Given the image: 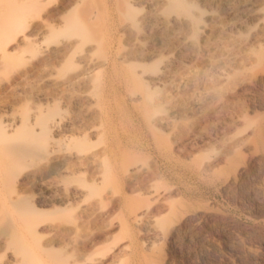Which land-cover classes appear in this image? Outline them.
<instances>
[{
	"label": "rangeland",
	"instance_id": "rangeland-1",
	"mask_svg": "<svg viewBox=\"0 0 264 264\" xmlns=\"http://www.w3.org/2000/svg\"><path fill=\"white\" fill-rule=\"evenodd\" d=\"M102 5L101 29L99 28L102 44L113 41L115 46H119L118 40L120 44L125 42V37H121L118 32L123 18L117 14L114 20L110 19L104 3H101ZM136 7L134 9L137 13L141 8L146 9L143 3ZM49 38L44 39L42 46L41 42L39 43L41 47L39 52L52 46L54 39ZM103 48H101L103 52L107 50L106 47ZM39 52L37 58L34 56L33 60L21 59L23 64L20 59L19 64L12 59L10 67L0 71V80L3 77L6 80L10 79L18 68L36 61L38 56H42L46 51H42L44 52L42 54ZM105 52L103 57L105 55L106 59L102 60L99 57L98 61L107 60L109 53L108 50ZM102 53L100 52L101 55ZM163 53L158 57L160 58V55L163 57ZM199 55L185 60L193 69L189 76L182 78L179 88L176 87L173 92H168L166 86L162 88V85H159V88L154 86L150 88L152 92L155 89L154 97L164 96L165 90L167 95H170V98L161 100L164 101L163 104L167 103L165 105L167 108L164 106L166 111L172 103L179 110L174 114L173 122L167 127L155 125L151 120L150 115L153 114L155 105L146 106L142 100L135 103L130 99L127 91L132 88L133 83L127 87L126 79L121 74V68L127 64H119L116 69L117 71L121 69L120 73L118 72L117 76L114 73L112 80L104 81L105 86H101L102 81L98 87V84L94 86V90L92 87V94L96 95L95 97L103 98L104 104L113 105V122L108 124L107 134L104 135L106 138L102 137L103 141L99 148L107 142L122 147L124 150L121 149L119 155L124 151L123 155L149 164L147 166L150 171L147 175L134 180L127 179L120 168L122 167L120 158L114 161L116 165L118 164L116 177L113 178L115 175L110 173L111 179L108 178L103 182L105 184L100 183L101 185L93 183L94 174L92 175L89 168L82 169L84 171L74 175L72 179L64 178L65 183L60 180L62 178L60 173H50L42 162H30L25 166V170L22 167L19 175L17 168L14 170L18 177L36 170V181L24 182L21 186L13 185L15 190L10 196L16 191L21 192L31 204L42 210L46 209L44 215L40 217L44 222L49 223L50 219L52 223L62 221L73 226L77 221L80 222V219H88L81 230L62 237L56 238L51 235L45 230L47 226L40 227L41 230L44 228L41 231L43 233H40L41 237L27 236L29 241L26 239V243L39 261L44 264H264V61L256 63L253 68L231 72L229 81L226 79L220 82L215 71L211 78H217V81L210 77L205 79L202 73L209 68L210 62L206 56ZM153 59L148 63L157 62L154 61L157 59ZM66 60L64 61L67 63H61V60L55 62L59 63L56 66L54 64L55 70L53 67L51 78H64L85 70L86 65L83 61L73 59L78 63L77 66L80 65L78 69L74 66L75 61L70 63L68 59ZM214 60L217 65L219 63L221 70L223 63ZM118 62L124 63L121 60ZM152 63L148 64L147 68H152ZM93 72L94 70L91 71ZM38 79L42 81L41 78ZM38 79L21 91L20 97L26 101L16 105L14 113L20 114V111L25 109L28 112L34 104H38L37 93L43 88L45 90L48 88ZM141 85L144 84L140 83L137 86L139 90ZM146 86L143 87L148 90L150 85ZM78 90L66 93L67 95L62 94L64 97H57L60 93L56 94L57 102L55 100L56 103L53 102L51 107L56 110L57 114L54 115L62 117L63 122L80 112L82 108L71 98L79 92ZM152 92L148 90L150 95ZM200 94L206 95L207 100L204 103H193V97ZM59 129L60 137L71 133L78 135L75 129L63 127ZM16 176L14 173L13 177ZM8 177L6 174L0 176L2 199L7 196V199L10 198L12 186L10 189L8 182L11 183L14 179L12 175ZM148 183L152 184V190ZM63 186H66V190ZM74 190L77 193H73ZM67 191V200L62 202V192L64 194ZM65 203L68 206L66 208L68 213L59 207L62 205V208L65 207ZM146 204H149V207ZM69 205L73 209H68ZM140 205L148 207L149 214L156 216L157 222L149 220L145 215L141 222L136 223L131 218V210ZM81 216L83 218H80ZM6 259V257L0 259L2 264L7 263Z\"/></svg>",
	"mask_w": 264,
	"mask_h": 264
},
{
	"label": "bare ground",
	"instance_id": "bare-ground-1",
	"mask_svg": "<svg viewBox=\"0 0 264 264\" xmlns=\"http://www.w3.org/2000/svg\"><path fill=\"white\" fill-rule=\"evenodd\" d=\"M101 3H104L105 10H108L110 19L114 20L117 14L123 18L120 21L122 22L120 30H116L119 35L121 34V37H125V42L120 44L121 42L118 40L119 46H115L113 41L102 44L101 34H99L101 31L99 30L100 13L102 12L100 8L103 7ZM139 3H143L146 7L145 10L141 8V11L144 10L142 13H140L141 11L137 13L134 9ZM47 37L54 39L52 46L42 50L46 51L45 53L39 52L38 50L41 49L39 43L41 42L42 46ZM103 47H106L109 53L105 61H102L106 59L105 55L103 57V53H106L107 50L103 52ZM99 51L103 52L102 55ZM38 52L44 54L38 56L39 58L31 64L20 66L21 68L17 70L14 69L16 72L11 75L12 77L10 76V79L6 80L3 77L0 80V176L6 174V177L10 175L13 177L17 172L19 175L22 172V167L26 168L25 166L30 162H42L50 173H60L61 181L66 177L72 179L82 169L89 168L92 170V175L94 174L93 183L105 184L103 182H106L108 178L111 179L110 173L115 175L118 164L116 165L114 161L120 158L121 161H119L122 162L120 168H122L124 176L129 180H134L149 173L150 170L147 166L149 164L123 155L124 151L119 155L123 148L118 145L107 142L99 148L103 141L102 137L107 134L108 124L113 122V105L104 104L105 100L103 101L102 97V99L95 97L96 95L92 94L94 86L98 84V87L102 81L103 85L101 86H105L104 81L112 80L114 73L117 76V73H120L122 69L121 74L126 79L127 87L133 83L132 88L127 91L130 99L135 103H140L142 100L146 106L155 105L154 112L152 111L153 114L150 115L153 123L165 127L170 126L174 114L179 110L172 103L168 106L167 112L165 106L167 103L163 104L164 101L161 100L170 98L166 92L176 90L182 78L189 76L193 68L190 64H186V59L198 56V54L206 56L210 62L209 68H206L202 75L208 79L217 72L220 82L226 79L229 81L231 72L253 68L256 63L264 61V0H0V71L8 69L12 59L16 60V64H19L18 59L27 61L32 58L33 60V58H37ZM162 52L167 54L163 53V57L160 55L159 58L158 56ZM99 57H101V61H98ZM66 59L70 63L75 61L73 59H79L85 63L87 68L64 78H51L52 72H54L52 68L54 67L55 70L56 64L59 63L55 64V62L61 60V63H67ZM118 59L124 63H119ZM152 59L159 61V63L153 61L155 65H158L155 67L151 61L152 68H147L148 64H151L148 61ZM214 59L223 63L224 66L222 65L221 70L218 66L219 63L216 61L217 65ZM74 64L71 65L80 67V65H76L77 62ZM109 64L111 66H108ZM119 64L127 65L120 67L121 69L117 71L116 67H119ZM12 66L15 67V65ZM92 70H94L93 73H91ZM38 78H41L48 86L47 90L43 88L44 90L42 89L39 93L36 92L37 102L40 104L30 106V110L27 109L28 112L25 109V111L21 110L23 112L20 111V114L14 113L15 106L24 101L23 97H20L21 91L25 90L26 86L34 80L37 81ZM217 78L213 77L216 81ZM38 81L41 80L38 79ZM137 82L144 84L139 86L140 90L137 87L139 84H135ZM159 85H162V88L166 86L167 91L165 90L164 96L154 97L155 89L152 92L150 88L151 86L159 88ZM143 86H149L148 90L152 92V95ZM76 89H79V92L69 97L79 103L82 108L80 112L63 122L62 117L55 116L56 110L51 105L57 97L71 93ZM59 93L60 95L56 97V94ZM202 95L195 96L196 99L193 97V103H204L208 94ZM71 98L69 99L71 100ZM151 108L153 109V107ZM148 109L150 110V108ZM147 112L150 113V111ZM61 127L75 129V133L77 131L78 135L71 133V135L60 137L58 130ZM16 168L17 172H14ZM36 173V170H31L24 176L10 177V181L14 180L11 181L12 185L8 182V187L11 189L12 186L13 189L10 194L8 193L9 196L15 190L13 185L21 186L24 182H34L37 177ZM115 177L116 175L113 178ZM45 182L47 183V181ZM110 183L112 184L111 181ZM148 184L152 190V184ZM63 188L65 189L66 186ZM63 192L65 191L63 190ZM63 192L62 202H66L68 191L64 193L65 195ZM73 193L77 192L74 190ZM7 197L0 198V259L6 257V264H44L30 250L26 243L27 236L30 235V238L31 236H33L32 238L41 237L40 233H43L41 231L44 228L41 230L40 227L47 226L45 230L51 235L53 234L56 238L62 237L70 232L71 234L78 232L88 220L81 216L80 218L83 219H80V222L77 221V224L74 223L73 226L71 223V226L70 224L66 225L62 221L52 223L50 219L49 223L48 221L44 222V219L40 217L42 214L44 215L46 209L42 210L33 203L31 204V201L26 200L21 192L16 191L13 196L8 199ZM62 206L59 207L67 211L68 206L63 208ZM148 207L140 205L135 209L132 208L131 218L139 223L143 217L147 216L149 220L157 222L156 216H151L152 213L149 214ZM71 208L70 206L68 209ZM19 220L22 222L20 221V223ZM66 223L68 222L66 221ZM0 264H2L1 260Z\"/></svg>",
	"mask_w": 264,
	"mask_h": 264
}]
</instances>
